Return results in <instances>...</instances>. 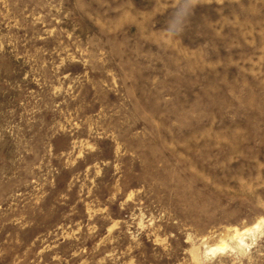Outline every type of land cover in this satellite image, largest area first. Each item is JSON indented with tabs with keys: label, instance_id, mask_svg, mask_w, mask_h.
<instances>
[{
	"label": "rangeland",
	"instance_id": "374dc122",
	"mask_svg": "<svg viewBox=\"0 0 264 264\" xmlns=\"http://www.w3.org/2000/svg\"><path fill=\"white\" fill-rule=\"evenodd\" d=\"M0 0V264H264V0Z\"/></svg>",
	"mask_w": 264,
	"mask_h": 264
},
{
	"label": "clouds",
	"instance_id": "9594fccd",
	"mask_svg": "<svg viewBox=\"0 0 264 264\" xmlns=\"http://www.w3.org/2000/svg\"><path fill=\"white\" fill-rule=\"evenodd\" d=\"M196 0H176L173 10L162 30L166 38L175 40L183 32Z\"/></svg>",
	"mask_w": 264,
	"mask_h": 264
}]
</instances>
